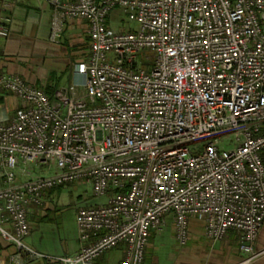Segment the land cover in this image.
<instances>
[{
    "label": "built area",
    "instance_id": "1",
    "mask_svg": "<svg viewBox=\"0 0 264 264\" xmlns=\"http://www.w3.org/2000/svg\"><path fill=\"white\" fill-rule=\"evenodd\" d=\"M54 4L52 41L67 17L84 19L90 57L52 96L18 75L0 76V95L26 103L0 123L1 235L23 250L29 208L86 180L108 200L78 210L81 248L53 262L96 264L122 247L119 264H144L152 230L170 213L181 245L190 218L200 217L211 240L238 232L250 262L264 223V0ZM117 9L140 28L111 29ZM8 23L1 15L0 35ZM223 138H234L233 147L222 149ZM28 164L53 172L34 176Z\"/></svg>",
    "mask_w": 264,
    "mask_h": 264
},
{
    "label": "crops",
    "instance_id": "2",
    "mask_svg": "<svg viewBox=\"0 0 264 264\" xmlns=\"http://www.w3.org/2000/svg\"><path fill=\"white\" fill-rule=\"evenodd\" d=\"M4 1L0 0V16L9 18V31L7 36L0 35V76L3 74L18 75L30 85L42 87L41 89L49 93L53 88L50 87L51 79L66 70L71 73V77L67 86L61 89L68 88L74 78L75 65L83 61H77V51H84L82 55H87L85 57L90 54L89 23L84 19L67 17L64 20L61 38L58 42H53L51 39L53 23L55 17L60 15L54 0H7L8 6L4 5ZM5 96L13 102L15 112L26 106V103L10 92L0 95V99H4ZM18 181H24V177L20 176ZM53 194L54 189L47 193L44 204L37 206L40 209L36 210V216L45 211L43 208H47L48 203L54 208L51 202ZM28 218L31 223L30 213ZM175 225L174 214H167L164 227L171 226L174 229V235H176ZM7 229L13 232L12 227L8 226ZM158 232L161 231L152 230L146 250L153 245V238ZM190 239L193 243L192 246L183 250L180 256L172 253L170 261L174 264H242L251 256L240 250V235L236 231H230L221 240L207 238L205 221L200 217L190 218L188 241ZM23 244L25 247L23 250H19L16 243L5 239L0 233V264H58L51 259L74 255L81 248V242L78 248L76 243L63 242V253L58 252L56 255H49L48 258L41 260L32 257L30 251L34 250V246L30 239L23 240ZM254 250L255 258L246 264H264V253L260 254L264 251V223L254 244ZM115 251L120 253V257L115 263L119 264L124 258L122 247L106 254ZM106 254L98 258L96 264H109L108 258L105 257ZM156 260L151 264H159L158 259ZM144 264H147L146 256Z\"/></svg>",
    "mask_w": 264,
    "mask_h": 264
},
{
    "label": "rangeland",
    "instance_id": "3",
    "mask_svg": "<svg viewBox=\"0 0 264 264\" xmlns=\"http://www.w3.org/2000/svg\"><path fill=\"white\" fill-rule=\"evenodd\" d=\"M108 25L116 32L138 30L140 28V24L135 20H131L121 9L114 11L108 19ZM83 52L77 51V61L88 62L90 54L85 57L87 55H82ZM70 74L65 70L53 77L50 82V87H53L51 90L56 91L66 87L71 77ZM15 113L13 102L7 96L0 99V123L9 122L15 116ZM234 141V138L221 139L222 149L232 148ZM24 168L30 170L34 176H46L53 172V170L49 171L46 166L35 164L25 165ZM51 200L54 208L48 203L47 208H43L45 211L40 212L38 216H36V210L40 208L37 206L29 208L30 237L26 236L22 239L24 241L26 239L31 240L34 246L31 255L41 260L48 258L49 255H56L58 252L63 253V242L76 243L75 245L78 248L80 246L79 226L76 219L78 210L105 204L108 197L96 195L91 183L86 180H79L60 189H54ZM48 208L50 209L48 210ZM152 243L153 245L145 252L147 264L157 261L156 259H158L159 264H174L170 261L171 254L180 256L183 250L188 249L193 244L190 239L186 245H181L176 239L174 229L171 226L163 227L161 232L155 234ZM105 257L108 258L107 262L109 264H115L120 257V253L111 252L106 254ZM242 264L246 263L243 262Z\"/></svg>",
    "mask_w": 264,
    "mask_h": 264
},
{
    "label": "trees",
    "instance_id": "4",
    "mask_svg": "<svg viewBox=\"0 0 264 264\" xmlns=\"http://www.w3.org/2000/svg\"><path fill=\"white\" fill-rule=\"evenodd\" d=\"M47 93H48V92H47ZM48 94H49L50 96H52V95L54 94V91H53V92L51 91V92H49ZM62 187H63V186L58 187V188H62ZM55 189H56V188H55Z\"/></svg>",
    "mask_w": 264,
    "mask_h": 264
}]
</instances>
